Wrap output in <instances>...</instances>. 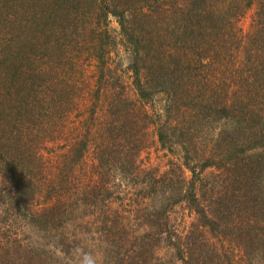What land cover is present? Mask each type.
<instances>
[{"label":"trees","instance_id":"16d2710c","mask_svg":"<svg viewBox=\"0 0 264 264\" xmlns=\"http://www.w3.org/2000/svg\"><path fill=\"white\" fill-rule=\"evenodd\" d=\"M151 127L181 149L163 173L141 165ZM263 172L264 0H0V212L13 201L64 247L122 178L94 264H264ZM8 231L0 264H47Z\"/></svg>","mask_w":264,"mask_h":264},{"label":"rangeland","instance_id":"374dc122","mask_svg":"<svg viewBox=\"0 0 264 264\" xmlns=\"http://www.w3.org/2000/svg\"><path fill=\"white\" fill-rule=\"evenodd\" d=\"M111 27L113 29V32L117 35H119L120 32V27L119 23L113 17L111 19ZM248 22L249 19L247 20L246 24H244L245 28H248ZM120 61L124 64L123 67H126V64H128V60L125 58V55H121ZM119 59L116 62L121 63ZM92 69V70H91ZM94 69V66L90 67V70L88 72L89 74V80L94 82L95 76H92V71ZM214 129V128H211ZM151 133L149 135V149L147 152L142 154V164L144 168L150 169L152 167H155V169L159 170L160 173H163L165 169L169 168L168 165L171 162L170 160L173 158L176 160V163H181L183 162V157L182 155L178 152L180 149V146H176L173 152H168L166 154V151L162 149L157 136L153 133V128H150ZM209 127H206L200 132L201 134H204L205 132L208 133ZM181 150V149H180ZM150 151V152H149ZM46 152V151H45ZM149 152V153H148ZM148 153V154H147ZM47 154V153H46ZM85 165H88L90 167V164L94 165L93 162L97 164L98 160L96 159V156H94L92 151H88L86 157L82 161ZM81 162V163H82ZM95 166V165H94ZM98 165L96 166V171ZM154 169V168H153ZM185 174L190 177L191 176V171L188 168H185ZM215 170L217 168L211 167L208 168L204 171V176L206 177L207 180L212 179L215 174ZM117 173V172H116ZM119 173V172H118ZM117 173V174H118ZM264 174V172H263ZM78 175V173H77ZM108 186L111 188L110 191L113 193L108 196L107 198L103 199L102 194L105 193L107 190L102 189L99 194L98 198L92 205H89L88 211L85 213L84 216L80 217L77 219L78 225H75L73 229L66 235V237H69V241L65 244V246H58V241L61 239L59 238V234L61 231H57L56 234L50 236L52 233L55 232V227L46 230L43 229V231H40L36 226H37V220L33 219V217H30L28 213L25 212V210H22L20 212V215H15V209L12 208L13 201H6L2 203V206H5L7 209H1V214H0V222L6 223L8 226V233H13L14 236H16L17 239V245L15 249L16 253L14 254L18 258H23L25 257L31 250L35 251L37 250L38 252H51L49 249L53 251V255L51 258L48 259L47 264H89V260H94L99 254L102 253V256H106L107 251H105V248L107 247L108 243L106 238L102 239L101 238V232L99 230H92L95 226L101 227L102 221L104 220L106 214L105 210H107V205L109 206H116L119 205L121 202L120 199H116V195L119 194L121 198L124 196L122 193H126V199L124 200V204L126 207L129 205L130 201V194L134 190L131 187V185L124 179L122 178H117L112 181L108 182ZM94 192V191H91ZM42 199L39 200V202H33L32 209L34 210H41L43 208ZM189 209L183 208L181 214L188 213ZM138 212H134L132 215V218H127L128 221H130L133 224L138 225L139 222H141V218L137 215ZM86 222L89 223V225H86ZM90 228V229H89ZM139 232L138 230H136ZM88 233V239L86 238L84 242L80 241L79 243H76L74 240L75 238H83L84 234ZM44 234L50 236L52 239L50 243H47L44 239ZM65 237V238H66ZM55 250L59 252V254L55 253ZM106 252V253H105ZM18 253V254H17ZM65 257V260L64 258Z\"/></svg>","mask_w":264,"mask_h":264},{"label":"clouds","instance_id":"9594fccd","mask_svg":"<svg viewBox=\"0 0 264 264\" xmlns=\"http://www.w3.org/2000/svg\"><path fill=\"white\" fill-rule=\"evenodd\" d=\"M89 264H94V261L89 260Z\"/></svg>","mask_w":264,"mask_h":264}]
</instances>
